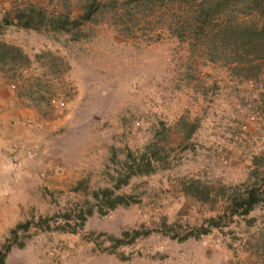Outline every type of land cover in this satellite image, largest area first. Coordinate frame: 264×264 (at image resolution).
Masks as SVG:
<instances>
[{
  "label": "rangeland",
  "instance_id": "obj_1",
  "mask_svg": "<svg viewBox=\"0 0 264 264\" xmlns=\"http://www.w3.org/2000/svg\"><path fill=\"white\" fill-rule=\"evenodd\" d=\"M93 1L92 19L69 33L0 31V45L28 59L9 51L0 62V243L32 217L50 227H30L4 264H264V206L176 238L220 215L228 189L264 169V43L230 33L259 28L264 0ZM87 3L0 0V19L30 7L73 19ZM200 3L223 6L197 30ZM146 147L152 171L115 191L134 203L98 214L91 193ZM132 230L146 235L115 245Z\"/></svg>",
  "mask_w": 264,
  "mask_h": 264
},
{
  "label": "trees",
  "instance_id": "obj_2",
  "mask_svg": "<svg viewBox=\"0 0 264 264\" xmlns=\"http://www.w3.org/2000/svg\"><path fill=\"white\" fill-rule=\"evenodd\" d=\"M204 5L205 3L198 4L195 11L194 23L197 26V30L204 29L209 23H211L214 11H217V7L223 6V3H216L213 7L212 5L207 7ZM81 9V13L73 19L61 14L48 16L42 8L30 7L21 9L13 13V15L7 13L1 17L0 31L9 27H14L31 30L46 28L51 31L69 33L71 29L77 28L83 22L90 21L92 16L96 13L98 5L94 3L93 0H90V3H87ZM218 12L219 11L216 13ZM227 27L228 26L223 25V27H221L222 30H219L218 33L221 31L227 33ZM230 33L235 34L239 41L243 40L244 44L250 45L249 47H252L253 44L257 42L264 43V18L259 28L243 30L239 33L230 31ZM0 49L3 50V52L0 53V62L5 61L7 52L13 51L23 60L25 64H28L27 57L24 56L17 48L1 44ZM177 125H183L182 120H179ZM187 127H189V129L188 132L185 133V136L189 137L193 133L195 125L191 123ZM148 149L149 147H146L145 151H142L138 155L132 154L130 151L126 152L123 160V164L125 165L123 175L120 176V174H118L116 179H114L115 184H112V186L104 187L91 193L92 199L101 203V207L97 210L98 214L102 215L107 210H112L117 206H126L129 203H134L131 200H128L130 198L127 196L116 194L115 191H117L120 187L127 185L131 177L148 175L152 171L153 163L157 161L155 158L156 152L152 149L149 152L150 154L146 153ZM252 161L254 162V160ZM197 193L200 195L201 199L207 200L208 192L206 189L204 192L197 191ZM222 204L223 208L220 215L209 218L198 226H192L184 229L185 231L183 234L179 237L176 236V238L179 240H187L190 238L197 239L208 234L211 229H219L227 226L234 217H244L255 207L264 206V169L258 170L255 167L252 168L248 173L245 182L228 189V193ZM91 214V209L86 210L85 214L79 213L76 216V219L79 220L78 226H81L85 221V218ZM47 222L48 218L39 217L34 219L32 217L15 224L11 229H9L6 236L0 243V264H4L7 256L13 248L23 247L24 244L22 241V235L27 233L30 227L39 229L45 228L49 230L50 227ZM52 229L65 231L64 226H55ZM141 235H146V232L145 234H141L140 231L137 230H132L130 232L124 231L120 234L119 238H114L112 240L115 242V245L128 244ZM171 237L173 238V236Z\"/></svg>",
  "mask_w": 264,
  "mask_h": 264
}]
</instances>
